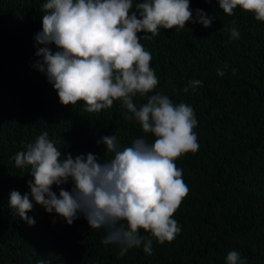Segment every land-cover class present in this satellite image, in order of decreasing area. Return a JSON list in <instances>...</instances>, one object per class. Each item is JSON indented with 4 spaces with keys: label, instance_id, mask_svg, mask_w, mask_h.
<instances>
[{
    "label": "trees",
    "instance_id": "trees-1",
    "mask_svg": "<svg viewBox=\"0 0 264 264\" xmlns=\"http://www.w3.org/2000/svg\"><path fill=\"white\" fill-rule=\"evenodd\" d=\"M46 2L0 0V264H227L230 251L245 264H264V21L239 7L229 16L218 0H189L193 20L202 9L214 18L210 27L188 21L183 29H161L147 40L151 33H138L159 83L134 102L139 107L163 94L191 106L199 149L175 161L189 189L172 217L180 233L161 244L141 230L152 239L153 253L140 247L121 257L120 246L103 244L105 230L91 229L82 215L68 225L36 204L28 186L34 179L30 166H15L13 157L45 131L61 159L92 153L110 160L113 153L98 143L104 136L115 135L121 149L141 137L154 142L138 122L124 118L120 101L94 113L85 111L83 101L60 103L46 75L34 67L37 50L45 47L35 36L42 31ZM140 2L133 0V10ZM225 26H234L239 38ZM218 69L225 75L218 76ZM190 80L202 85L186 93ZM60 187L71 191L73 181ZM12 190L29 193L33 209L27 215L34 226L10 208ZM52 190L59 195V187Z\"/></svg>",
    "mask_w": 264,
    "mask_h": 264
},
{
    "label": "clouds",
    "instance_id": "clouds-1",
    "mask_svg": "<svg viewBox=\"0 0 264 264\" xmlns=\"http://www.w3.org/2000/svg\"><path fill=\"white\" fill-rule=\"evenodd\" d=\"M218 4L229 16L239 7L264 21V0H218ZM42 8V31L35 40L45 47L37 50L40 59L34 67L46 75L60 103L83 101L85 111L94 113L120 101L126 109L124 118L138 122L144 133L153 134L154 142L141 137L121 149L115 135L104 136L98 143L113 153L110 160L92 153L75 158L69 153L61 159V151L45 131L13 157L15 166H30L34 178L28 181L30 196L47 213L54 211L68 225L82 215L91 229L105 230L103 244L120 246L121 257L140 247L151 255L152 239L141 230L161 244L180 233L172 217L189 189L175 161L198 151L199 143L191 106L176 105L163 94L149 96L139 107L134 102V97H145L159 83L150 66L151 53L138 33H151L143 37L147 40L161 29H183L188 21L208 28L214 18L197 9L198 20H193L189 0H143L135 10L133 0H47ZM225 28L233 39L239 38L234 26ZM51 44L58 50L53 52ZM217 75L225 72L218 69ZM201 85L200 80H190L183 91ZM69 178L71 191L60 187ZM53 185L60 188L58 196ZM32 199L29 193L12 190L8 201L29 226L35 224L27 215L33 209ZM226 260L245 264L237 251L228 252Z\"/></svg>",
    "mask_w": 264,
    "mask_h": 264
}]
</instances>
